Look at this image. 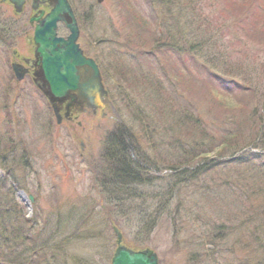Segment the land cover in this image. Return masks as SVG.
I'll use <instances>...</instances> for the list:
<instances>
[{
    "label": "rangeland",
    "instance_id": "374dc122",
    "mask_svg": "<svg viewBox=\"0 0 264 264\" xmlns=\"http://www.w3.org/2000/svg\"><path fill=\"white\" fill-rule=\"evenodd\" d=\"M69 2L78 19L79 41L98 61L107 96L105 108L98 106L94 111L82 104L73 109L71 119L64 115L65 106L59 105L58 124L54 107L38 90L31 69L20 79L21 94L11 107L14 75L10 66L19 63L27 67L26 62L33 61L30 18L40 10L47 11L50 3L41 2L33 9L29 2L17 14L12 5L0 0V182L4 181L5 189L9 192L10 187L13 194L10 202L0 205L18 212L9 216L21 222L19 232L22 228L31 235L38 231V239L46 248L41 254L37 249V264H111L116 250L114 229L127 247L149 249L161 264H235L233 255L238 262L246 259L252 264V252L247 257L244 249L247 240L230 229L226 228L229 238L224 245L239 238L236 249L227 250L230 257L221 247L208 257L211 248L199 237L203 230L219 226L228 213L238 209L225 193L223 197L212 192L215 182L223 178L227 182L236 174L253 176L228 161L230 154L239 153L251 142L238 139L235 152L218 151L227 127L237 130L231 131L233 135L245 134L246 125L241 126L242 131L238 125L243 113L255 110L261 113H255L256 118H264V44L246 42L249 54L254 55H237L235 62L215 58L211 51L217 46L203 44L206 28H202V18L196 12L188 15L190 21L173 17L176 6L172 0L163 4L165 7L159 5L156 14L149 10L147 0ZM208 2L203 0V4ZM217 10L214 3L205 5L204 14H216ZM167 14L173 30L165 34V23L161 22ZM176 21L184 27L176 28ZM204 22L207 24L208 19ZM58 32L59 36L67 35L62 25ZM124 43L129 47H123ZM189 47L193 55L201 57L199 62L224 76L236 77V82L245 80L252 91L236 94V98L212 91L205 74L191 62ZM173 48L183 50L181 62L173 56ZM257 70L258 79L257 74L247 79ZM230 118L237 121V127L227 121ZM12 119L17 122L18 133H13ZM197 123L204 133L196 131ZM125 139L134 146L131 162H139L144 170L135 180L138 184L131 187H123V180L115 182L112 173L120 172L119 167L112 166L106 155L109 151L117 154ZM235 143L226 148L232 149ZM11 148V158L6 160L5 153L1 154ZM200 153L209 155L200 160ZM223 160L229 163L222 165ZM255 181L260 180L252 179ZM27 195L35 197V204L29 203ZM259 203L258 197L250 199L248 207L253 211L258 206L261 213ZM4 208L0 209V226ZM22 219L32 221L29 228ZM7 224L4 227L8 228ZM18 262L29 264L23 256Z\"/></svg>",
    "mask_w": 264,
    "mask_h": 264
},
{
    "label": "trees",
    "instance_id": "16d2710c",
    "mask_svg": "<svg viewBox=\"0 0 264 264\" xmlns=\"http://www.w3.org/2000/svg\"><path fill=\"white\" fill-rule=\"evenodd\" d=\"M160 1L163 2V4H166L170 2L171 0H160ZM172 1L174 2V6H177L179 8L178 13L176 14H179V15H181L182 13L188 14L189 11L195 12L194 8L192 7L193 6L192 0H172ZM222 1H223L222 4L225 7H227L224 10H222V12L227 13L226 17L228 19H233L234 22H237L243 15L242 7L244 5L242 6L241 3L236 0H222ZM243 1H246V0H243ZM204 35H205V39L203 41V44H208L211 41L210 38L212 36L211 26L205 29ZM212 43L214 45L215 42L212 40ZM252 75H250V77ZM259 77H260V72L258 71L255 78L258 79ZM211 90L213 91V89ZM217 97H220V95H217ZM232 97L236 98V93H234ZM255 113H257L258 115L261 114L255 110H252L250 111L249 114L243 113L242 117H239L240 118V122H238L239 130L241 128V131H242L243 127L241 126L246 125L247 130L246 132L243 131L245 134H240L239 136V135H233L229 133L227 135H224L225 141L219 143V146H220V150L218 151L219 153H221L222 151H223L222 153L224 154L225 153L227 154L231 151L232 153L235 152L234 149L237 146H239L238 139H242L248 142H257L260 144L262 148H264V118H262L261 116L256 118ZM227 121L231 122L232 126L235 125L237 127V121L235 119L230 118V120H227ZM186 124L189 125L188 121L186 122ZM196 127H197L196 131L203 132L201 130L202 126L200 125V123L199 124L197 123ZM227 129L230 132L233 130L237 131L234 127H230V128L227 127ZM196 131L194 132L197 133ZM233 141L236 142L235 145L233 144L234 146H232V149H227L226 145L229 144L230 142L232 143ZM131 142L130 140L125 139L124 141L121 142V145H120L121 148L117 150L118 151L117 154H116V151H113L114 153L112 152L113 155L109 154L110 151L107 152L106 154L109 159L111 158L110 160L108 158L107 159L112 164V166L116 167V164L118 165L119 167L118 169L120 172L114 171L112 175H114V177H116V179L118 180V181L115 180L116 183L119 182V180H123V183L119 182L121 185L124 184L123 187H127V186L131 187L135 184H138L139 181H135V180H139L138 177L140 176L142 177L144 173L142 166L138 164L139 162L137 164H133L131 162V160L133 161V158L130 159L129 156L132 155L131 154L132 147H134L131 145L132 144ZM222 147H224L225 150H228V151H224ZM5 152H3L1 156L4 155ZM218 152H215L213 157H216L215 155ZM207 154L208 153H200L199 154L200 160H204L206 157L205 155ZM124 155L127 156L128 159ZM192 159H195V157H193ZM112 166H110V168ZM134 166H135L134 168L135 170L131 169V167H134ZM246 171L251 173L253 176L252 177L246 176L243 178L236 174L235 178L237 180H232L231 182H228L227 184H225L226 181H224L225 183H222L220 181L215 182L214 189L212 190V192H214L215 194H217L218 192H224L229 198L233 199V202L237 205L236 207H238V209H237V212L228 213V217H226L227 216L226 215L224 217L226 219H223V221L221 220V223L218 224L219 226L216 225L215 228L212 226V227H209V229L207 230L206 229L203 230V233L199 237V241L201 243H204L205 246H210L208 248H211V251L208 252L207 254L208 257L213 255L212 253L217 247L224 248V251L226 249V252L227 250L231 251L233 248L236 249L237 245L239 244V238L235 237L233 244L231 243L225 246L224 241H226V239L229 238L228 236L229 232L226 230V228L230 229V232L237 233L238 235H241L243 239L245 237L244 240H247L246 241L247 244L244 245V249L246 251L245 253H247V257H251L250 253L252 252V259L250 260L252 264H264V180H262L264 178V169L261 167L259 168L256 167V170H254V167H252L251 169L246 170ZM135 178H138V179H135ZM252 179H258L260 181L252 182ZM132 181H135L136 183L135 182L132 183ZM203 190H205V188H203ZM10 195L11 194L8 191L3 190V186L0 185V202L5 203V204L7 203V201L10 202L11 196H12ZM204 195L205 197H210L209 192H204ZM257 197L260 199V203H259L260 207H263L262 208L263 211H261V213L259 212L260 210L258 206L256 208L257 210H253V211H251L250 208L248 207L249 200L253 198L256 199ZM4 210L6 212L3 216L4 223L0 226V263L5 260L3 258L7 255H10L9 257L13 258L11 256L12 250L10 249L9 246L11 244H14V245L17 244V239H14V238L22 237L24 240V237L21 236L22 235L21 233L22 231H24V229L22 228L21 232H19V228L22 227L21 222H18L19 220H17L18 223H16V219L9 216V213L11 212H13L14 214H17L18 212L11 211L8 205H5ZM0 215L2 216V213H0ZM11 219L13 220V222H11ZM22 220L23 222H25V224L28 225V228H29L30 227L29 224L32 223V221H27L26 219L25 220L22 219ZM255 221L256 223H254ZM6 222L8 223L7 227L9 228V230L11 229V232H13V236H11L10 232H8L9 231L8 228L4 227ZM203 224L206 225L205 223ZM30 233L31 232H29L27 238H25V241L28 242L29 246H32L30 250L32 251V253L34 252V256L36 257L37 254H39L37 249H39V252L41 254L45 252L41 250H44L46 246L42 244L38 245L37 243L39 240L38 231L34 235H31ZM37 246H40V247H37ZM226 254L229 257L232 256V254L229 252H227ZM233 259L236 262L235 264H249L247 263L246 259H241L240 262L236 261V257L234 255H233ZM233 259L231 260L230 258L231 262H234Z\"/></svg>",
    "mask_w": 264,
    "mask_h": 264
},
{
    "label": "water",
    "instance_id": "95a60500",
    "mask_svg": "<svg viewBox=\"0 0 264 264\" xmlns=\"http://www.w3.org/2000/svg\"><path fill=\"white\" fill-rule=\"evenodd\" d=\"M9 1L17 11L23 4L22 0ZM61 19L68 21L74 28L72 13L65 0H57L52 12L39 20V25L36 26L33 41L37 48L36 65L42 76L37 85L50 102L70 98L72 102L79 101L81 105L85 103L88 107L95 109L103 105L106 95L99 71L94 63L82 57L81 52L74 46L76 34L71 35L67 41L56 39L55 23ZM18 69L13 67L16 77L20 79L24 72H19ZM54 113L59 123L56 109ZM114 232L116 250L111 264H158L154 252L149 249L133 250L125 246L122 235L117 229H114Z\"/></svg>",
    "mask_w": 264,
    "mask_h": 264
},
{
    "label": "bare ground",
    "instance_id": "6f19581e",
    "mask_svg": "<svg viewBox=\"0 0 264 264\" xmlns=\"http://www.w3.org/2000/svg\"><path fill=\"white\" fill-rule=\"evenodd\" d=\"M58 47H60V46H58Z\"/></svg>",
    "mask_w": 264,
    "mask_h": 264
}]
</instances>
